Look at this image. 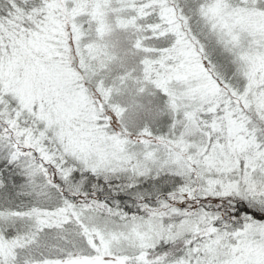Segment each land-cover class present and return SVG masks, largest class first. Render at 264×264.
I'll return each mask as SVG.
<instances>
[{"label": "snow or ice", "instance_id": "1", "mask_svg": "<svg viewBox=\"0 0 264 264\" xmlns=\"http://www.w3.org/2000/svg\"><path fill=\"white\" fill-rule=\"evenodd\" d=\"M0 264H264V0H0Z\"/></svg>", "mask_w": 264, "mask_h": 264}]
</instances>
